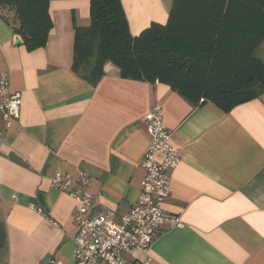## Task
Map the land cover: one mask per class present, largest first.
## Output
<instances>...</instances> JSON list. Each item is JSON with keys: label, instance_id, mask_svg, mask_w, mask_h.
Here are the masks:
<instances>
[{"label": "crops", "instance_id": "crops-1", "mask_svg": "<svg viewBox=\"0 0 264 264\" xmlns=\"http://www.w3.org/2000/svg\"><path fill=\"white\" fill-rule=\"evenodd\" d=\"M120 1L133 36L165 24L173 2ZM49 11L47 42L31 51L0 18V71L21 95L0 141V264H42L47 256L49 264L74 263L76 201L51 187L56 171L89 174L93 203L84 215L105 206L120 221L142 187L144 115L155 102L180 156L163 202L179 224L159 233L150 264H264V95L225 112L164 83L122 78L111 62L91 85L72 70L89 0H50ZM257 55L264 59V45ZM124 258L140 264L146 255Z\"/></svg>", "mask_w": 264, "mask_h": 264}, {"label": "trees", "instance_id": "trees-1", "mask_svg": "<svg viewBox=\"0 0 264 264\" xmlns=\"http://www.w3.org/2000/svg\"><path fill=\"white\" fill-rule=\"evenodd\" d=\"M50 0H0V18L27 50L52 28ZM264 0H173L165 24L129 32L120 0H89V25L76 27L72 70L91 85L106 62L120 77L160 82L193 104L228 112L264 95Z\"/></svg>", "mask_w": 264, "mask_h": 264}, {"label": "built area", "instance_id": "built-area-1", "mask_svg": "<svg viewBox=\"0 0 264 264\" xmlns=\"http://www.w3.org/2000/svg\"><path fill=\"white\" fill-rule=\"evenodd\" d=\"M1 50V44H0ZM21 105L20 92L11 87L8 71H0V112L3 127L8 129L18 117ZM162 105L155 102L144 115L149 144L142 158L144 178L142 187L130 209L114 220V211L105 206L91 215H84L93 203L89 192L91 177L79 170L76 175L56 171L51 187L67 193L76 201L74 222L77 233L73 264H126L124 254L140 251L146 255L140 264H150V251L159 233L170 225L179 224L178 218L163 209L164 199L170 194V170L180 162V156L171 144L172 131L162 117ZM41 213V208H36Z\"/></svg>", "mask_w": 264, "mask_h": 264}, {"label": "water", "instance_id": "water-1", "mask_svg": "<svg viewBox=\"0 0 264 264\" xmlns=\"http://www.w3.org/2000/svg\"><path fill=\"white\" fill-rule=\"evenodd\" d=\"M49 260H50L49 256L45 257L42 264H49Z\"/></svg>", "mask_w": 264, "mask_h": 264}, {"label": "rangeland", "instance_id": "rangeland-1", "mask_svg": "<svg viewBox=\"0 0 264 264\" xmlns=\"http://www.w3.org/2000/svg\"><path fill=\"white\" fill-rule=\"evenodd\" d=\"M262 46L264 45V42L261 44ZM261 47V46H260Z\"/></svg>", "mask_w": 264, "mask_h": 264}]
</instances>
